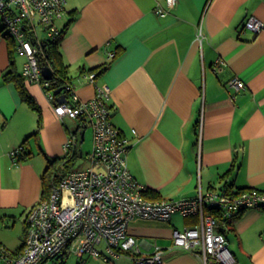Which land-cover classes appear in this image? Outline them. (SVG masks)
<instances>
[{
  "label": "crops",
  "instance_id": "obj_1",
  "mask_svg": "<svg viewBox=\"0 0 264 264\" xmlns=\"http://www.w3.org/2000/svg\"><path fill=\"white\" fill-rule=\"evenodd\" d=\"M165 1L67 0L58 25L64 29L73 21L59 44L75 93L89 100L98 85L111 86L110 117L129 140L128 167L161 199L196 197L226 185L264 189V28L246 24L251 16L264 23V0H176L160 15ZM8 45L0 30V243L17 251L26 240L24 220L41 199L49 159L66 154L72 137V147L81 150L88 129L93 150L94 131L86 116L58 115L44 86L25 80L41 108L39 129V113L15 81L5 79ZM25 57L16 51L20 73ZM103 65L108 68L90 81L89 69ZM235 77L247 88L230 86ZM20 145L31 155L16 162L11 151ZM200 223L199 215L174 214L169 220L134 219L129 230L142 254L164 248L163 264H201L173 242L175 229ZM219 226L237 264H264V209L248 208ZM100 248L106 252L105 244ZM70 255L74 259L66 256L65 264H78ZM86 264L135 262L107 255L89 256Z\"/></svg>",
  "mask_w": 264,
  "mask_h": 264
},
{
  "label": "built area",
  "instance_id": "obj_2",
  "mask_svg": "<svg viewBox=\"0 0 264 264\" xmlns=\"http://www.w3.org/2000/svg\"><path fill=\"white\" fill-rule=\"evenodd\" d=\"M167 8L159 6L157 13L165 15L177 3L166 0ZM67 0H0V29L5 36L14 38L17 51L25 54L22 71L27 83H40L44 76L39 61L42 39H56L62 31L58 22L67 14ZM203 24V23H202ZM199 25L198 37L203 40V26ZM247 28L260 31L264 28L257 17L251 16ZM41 27L44 36L38 33ZM31 32L33 36H31ZM35 36L34 42L33 37ZM109 57L115 56L109 51ZM94 82L96 73L88 75ZM237 90L246 87L244 80L235 77L229 81ZM112 88L104 83L97 86L96 95L89 100L73 93L67 103L56 102V95L48 91L56 103L60 116H86L92 120L94 144L91 165L77 168L53 186L48 198L40 200L27 214L25 245L14 252L0 243L2 264H48L62 262L70 254L78 257V264H86L89 256L107 258L130 256L135 264H163L165 249L157 247L149 254H142L137 237L130 232V223L137 218L169 220L174 214L199 215L201 223L185 229H175L173 242L195 253L201 264H237L228 246L225 233L219 229L221 217L232 219L248 208L264 209V190L247 189L237 193L225 186L199 191L196 197L175 200L152 199L145 192L148 186L136 179L128 163L129 140L111 120ZM73 137L66 144L72 148ZM20 145L11 151L16 162L23 150ZM105 244L106 252L100 248Z\"/></svg>",
  "mask_w": 264,
  "mask_h": 264
},
{
  "label": "trees",
  "instance_id": "obj_3",
  "mask_svg": "<svg viewBox=\"0 0 264 264\" xmlns=\"http://www.w3.org/2000/svg\"><path fill=\"white\" fill-rule=\"evenodd\" d=\"M72 14H74V13L72 12ZM72 21H73V19H71L69 21V23L65 26L64 29H62V31H60L61 33L56 39H50V38L42 39V43L40 44L42 46V50L39 53V57H38L39 61H40V65L42 68L44 66H50L52 68V70L54 71L53 78L43 79V81H42L43 83L48 82L47 85H44V88L47 91H53V93H55V91L57 89L63 88V93L66 94L68 100H71L73 95H74L73 93H75L74 81H72L73 78L70 74V69H69L70 66H69V64L66 63V61L64 60V57H62L63 54H62V51L60 49L59 43L61 42V39L63 38V35H64L66 28H68L69 24ZM31 36H33L32 32H31ZM6 37L8 39V43H9L8 46H9L10 57H11L10 58L11 59V67L8 70V72H6L4 74L5 79L7 81H15V84H17V86L20 90L22 99L24 101H26L31 106V108L35 109L39 113V115H40L39 129H40L42 126L41 108H39L40 106L36 102L35 98L30 95V92L26 88V83H24L25 82L24 76L22 75V73L17 71L18 68H17L16 60L14 59L15 53L17 51V46H15V45H17L16 41L12 37H9V36H6ZM33 39H34V42L37 43V41L35 40L36 39L35 36L33 37ZM107 68H108V65H103V67L100 66V67H96V68H92V69L90 68L89 72L90 73H94L95 71L103 72ZM56 99H57V95H56ZM56 102H58V100ZM80 117H83V116L80 115ZM23 147L24 148H23L22 152L19 154V158H18L19 161L26 160V158L31 155V153L26 149V147L25 146H23ZM80 151L81 150H79L78 145L75 144V146L72 147L69 150V152H67L66 154L49 159L48 166L45 169L43 177H42L43 187H42V195H41L40 200L48 198L52 192L53 186L57 183L58 184L61 183L60 181H62L63 177L65 175H67L69 173V171L71 172L72 170H75L77 168H82L80 165H77V163H78L77 161H78L79 157H81V156L83 157V155H84ZM229 172L230 171L223 174V177L227 176ZM225 187L230 188L229 185H226ZM230 189H232V188H230ZM247 189H258V188L246 186V188H237L234 190L237 193H240V192L246 191ZM259 189L262 191L264 190L261 188H259ZM145 194L150 198H154V199H158V200L161 199V195L158 191L148 189V190H146ZM30 210H31V208H30ZM210 210H212L219 217H221V219H220L221 225L230 221V219L223 217V214L220 213L219 210H216L214 208H212ZM23 245H25V242L21 246H19L17 251H14V252L21 251L23 248ZM65 261H66V259L63 260L61 262V264H65Z\"/></svg>",
  "mask_w": 264,
  "mask_h": 264
},
{
  "label": "rangeland",
  "instance_id": "obj_4",
  "mask_svg": "<svg viewBox=\"0 0 264 264\" xmlns=\"http://www.w3.org/2000/svg\"><path fill=\"white\" fill-rule=\"evenodd\" d=\"M42 28L39 27V31L38 33H41L42 36H44V33L41 32ZM19 61V65H20V59H18ZM90 129L86 130L87 131V135H86V139L84 142H82V149H81V152H83L85 155L82 157H79L78 159V163L77 165H80L81 167H88L91 165V161L87 159V153L90 152L92 150V142H91V134H90ZM86 156V157H85ZM69 259H74V256L70 255L68 256ZM59 264V263H58Z\"/></svg>",
  "mask_w": 264,
  "mask_h": 264
},
{
  "label": "water",
  "instance_id": "obj_5",
  "mask_svg": "<svg viewBox=\"0 0 264 264\" xmlns=\"http://www.w3.org/2000/svg\"><path fill=\"white\" fill-rule=\"evenodd\" d=\"M42 74L45 79H51L54 76V71L50 66H44L42 69ZM54 95H57V100L59 103H67L68 98L66 94L63 93V88H59L55 91ZM59 258H57L58 260ZM57 260L52 262L51 264H57Z\"/></svg>",
  "mask_w": 264,
  "mask_h": 264
}]
</instances>
